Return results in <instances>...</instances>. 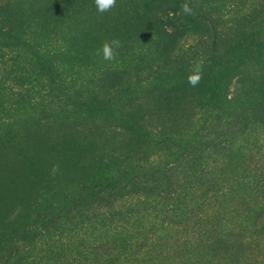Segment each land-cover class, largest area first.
I'll use <instances>...</instances> for the list:
<instances>
[{"label": "rangeland", "instance_id": "374dc122", "mask_svg": "<svg viewBox=\"0 0 264 264\" xmlns=\"http://www.w3.org/2000/svg\"><path fill=\"white\" fill-rule=\"evenodd\" d=\"M16 1L0 2V260L264 264V93L243 108L256 125L232 115L211 125L210 108L200 103L216 108L214 85L227 78L229 99L250 84L264 90V43L251 53L264 37V0H236L223 15L216 8L214 25L192 12L173 38L165 33L178 0H116L104 13L95 0ZM197 1L212 16L209 3ZM113 39L121 46L106 61L102 46ZM190 46L199 54L186 52ZM197 66L201 79L192 86ZM139 119L183 132L179 143H167L170 153L183 149L167 168ZM111 151L124 182L115 179L79 205L65 202L64 177L73 172L82 188L98 177L87 160ZM145 159L156 163L154 172L129 168ZM47 185L64 193L62 224L54 237L31 240L25 234L41 223H31L26 197L42 196ZM22 249L26 256L15 257Z\"/></svg>", "mask_w": 264, "mask_h": 264}, {"label": "trees", "instance_id": "16d2710c", "mask_svg": "<svg viewBox=\"0 0 264 264\" xmlns=\"http://www.w3.org/2000/svg\"><path fill=\"white\" fill-rule=\"evenodd\" d=\"M7 1V2H6ZM14 0H0V2L2 4H10L12 3ZM205 1L206 3H209L208 6V10L209 11H214V9L219 8L221 9V11L219 12L221 15L223 14H227V12L230 11V9L235 8V4H233L234 2H236V0H202ZM16 4H21V2H19L18 0L15 2ZM185 3L189 4V7L192 8V12H197L199 13V18H205L211 25H214L216 23V16L217 13H213L212 16H208L206 15V13L204 12V10H202V7L200 9L197 8V4L198 1L197 0H178V4H179V10L173 12V17L170 18V21L172 20L171 23V29L172 32L170 34H168V32L165 33L166 38H173L174 36H177V33L179 32V28L185 29V27H183L185 24L184 22L187 21L188 17L190 14H185L183 11V5ZM177 5V2H176ZM175 24H174V23ZM1 30V29H0ZM6 35H9V37H14L15 35L9 31L8 33H5ZM248 38V37H247ZM247 38H244L242 40H240L235 46H230V49H237L239 46V43L244 42L247 40ZM74 41V40H73ZM63 43V45L66 47V40H62L61 41ZM258 44H254L252 45V49H254L251 53L256 54L257 51L260 49V44L264 43V37L260 39V43L259 40L257 41ZM215 45L216 42L214 43ZM199 46V45H198ZM258 47V48H257ZM215 49L218 50V47L215 46ZM199 54V52L197 51V47H193L190 46L188 48L187 51L191 52V51H195ZM13 52V51H11ZM14 54V52H13ZM13 54H9L10 56H13ZM16 58L14 57V60ZM186 69H187V63L185 65ZM188 67H192L191 65H188ZM153 70L155 71L154 73H157L158 71H156V68L152 69V73ZM159 70V68H158ZM217 71L219 72H224L225 71V65H220L217 68ZM143 70L140 72V74L142 73ZM76 74H71V75H67L66 80H64V84L67 85V88H70V86L73 84V80H74V76ZM219 76H222L219 75ZM229 78H227V80L224 81V84L222 81H219L218 84L215 83L214 88H213V95L218 96L217 102H216V108L212 106L211 102H200L202 103L203 106L209 107V111L208 114L210 115V123L211 125L216 126L218 124V121L221 122V119H226L227 117H229L230 115L235 116L237 118H247L251 125H256L257 120L253 118V116L250 117H245L242 116L244 113L243 108L246 106H250L254 99L256 100V98L258 97L259 93L262 94L264 93V90L262 91V89H258L256 88L255 85L250 84L249 87L246 90V93L241 96V95H237L239 97H234L232 99L228 98V94L225 93V89L226 86L225 84L228 86L227 82H228ZM66 91V90H65ZM68 92V91H66ZM39 96V94H38ZM43 97L39 96L38 100H42ZM222 115H227L226 117H223ZM131 120H133V117L130 118ZM142 121H140L139 119V123H141ZM141 128L143 130V132L145 133L144 137H150L153 138V141H156V144L158 146H160L159 151H161V159H164L163 161H161L163 165H165V168L168 167V165L170 164L171 159L175 158L176 156H178V153L183 150L180 149L177 152L174 153H170L167 149H169V146H174L175 144L179 143L180 141L178 140V136L180 138V136L183 134L182 131H178L177 133H175L174 131L171 132V130H165L164 132L162 130H154L153 127H149V126H145L144 122H142L141 124ZM167 143L169 144V146H167ZM114 152H110V154L107 156V158H98L95 159L93 157L89 158L87 160V166L91 167V168H97L98 167V177H89V179H86L83 184V187L80 188L79 183L76 182L75 178L72 177V174L67 175L66 177H64L63 182L65 185H67L68 188V195L65 196L64 193H61V195L59 197L56 196V192L57 191H50L51 187L53 188V186H49L50 188L46 187V190H43V194L42 196H38L37 194H35L34 196H28L26 197V201L28 200V205L30 204V207H32V211L34 214L33 219H31V223L38 221L41 223V228H40V224L38 223L36 228H30L27 232V234H25L29 239L34 240L35 236L38 233L40 234V239L44 238V237H54L57 233V228H59L58 226H60L61 223V217L63 212L61 211L62 208V196L64 195V197L66 198L67 203L72 204V206H74V204L79 205L84 199H86V195L89 194H93V192H98L100 190H105L103 189V187H107L110 186V182H112V185L114 186V180L117 179V183L119 182H124L123 178H121V175H117L118 173V169H117V165L114 163V161L117 160L118 156L113 154ZM136 158V157H135ZM134 160V159H133ZM132 160V161H133ZM166 163V164H165ZM129 165V164H128ZM127 168V165L125 166V169ZM129 168L136 170L139 169L140 172L143 173H152L154 172V170L157 169L156 163L152 162L149 163L146 159L145 160H136L134 162L131 163V165L129 166ZM128 168V169H129ZM148 168H151V170H148ZM126 176H129L128 174ZM120 179H118V178ZM129 184H133L131 183V181L129 182ZM127 184L125 183V185L123 187H121L122 190H125L124 187H126ZM107 191V190H106ZM42 193V192H41ZM124 197V196H122ZM100 199H104V197H100ZM78 209L79 207H75ZM60 215V216H59ZM31 217V216H30ZM60 217V218H59ZM68 217L70 218L71 215L69 214ZM19 216L16 217L15 222H17L19 220ZM29 220V219H28ZM71 221V219L69 220ZM13 223L11 224V227L13 225ZM31 225V224H30ZM29 225V226H30ZM71 225V224H70ZM28 226V227H29ZM39 237V236H38ZM25 248V246H24ZM27 254L26 251L24 249L19 250L16 254L15 257H19V255H24ZM26 256V255H24ZM27 259H30V256H27ZM5 262H2L0 260V264H4ZM7 264H15L13 261L9 262Z\"/></svg>", "mask_w": 264, "mask_h": 264}, {"label": "clouds", "instance_id": "9594fccd", "mask_svg": "<svg viewBox=\"0 0 264 264\" xmlns=\"http://www.w3.org/2000/svg\"><path fill=\"white\" fill-rule=\"evenodd\" d=\"M116 5V0H95V6L98 12L104 13L113 9ZM183 11L185 14H191L192 8L189 7L188 3L183 5ZM121 46V43L118 39H113L110 42H105L102 46L103 58L106 61H111L115 58V49H118ZM196 74L188 77V81L192 86H195L199 83L201 76L199 74L200 69L197 66Z\"/></svg>", "mask_w": 264, "mask_h": 264}]
</instances>
